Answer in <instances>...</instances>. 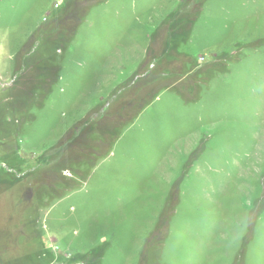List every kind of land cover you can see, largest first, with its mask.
Listing matches in <instances>:
<instances>
[{"label": "rangeland", "instance_id": "rangeland-1", "mask_svg": "<svg viewBox=\"0 0 264 264\" xmlns=\"http://www.w3.org/2000/svg\"><path fill=\"white\" fill-rule=\"evenodd\" d=\"M0 264H264V0H0Z\"/></svg>", "mask_w": 264, "mask_h": 264}]
</instances>
